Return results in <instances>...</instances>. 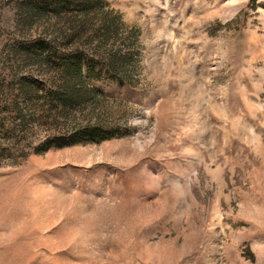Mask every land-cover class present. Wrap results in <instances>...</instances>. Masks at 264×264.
<instances>
[{"label":"rangeland","instance_id":"obj_1","mask_svg":"<svg viewBox=\"0 0 264 264\" xmlns=\"http://www.w3.org/2000/svg\"><path fill=\"white\" fill-rule=\"evenodd\" d=\"M48 1L0 0V264H264V0Z\"/></svg>","mask_w":264,"mask_h":264},{"label":"trees","instance_id":"obj_2","mask_svg":"<svg viewBox=\"0 0 264 264\" xmlns=\"http://www.w3.org/2000/svg\"><path fill=\"white\" fill-rule=\"evenodd\" d=\"M70 5L75 6L76 9L82 11L87 8V6H90V2L83 0H50L43 4L44 9L51 8V10L55 13H59ZM35 6L36 10L39 12L41 7L39 5ZM42 50H44V52L48 55L45 59V63L50 64L51 56L54 57V47L44 45ZM56 59L59 61V63L56 64H58L59 68H61L58 74L60 75L59 80H62V84L55 85L57 87H49V89L46 90L42 87L43 85H41V82L34 81L33 84H35V88L29 90L22 88L21 94L23 97L29 95L36 96L35 92H37L38 88H40L39 92H41V94L36 98L44 99L54 108L59 107L61 110H65L75 103L80 104L89 94L92 93L91 90L87 89L85 80L86 77L92 76L94 73L93 68L89 63H84V65H82V62L84 61H82V58L77 52L70 54L64 53L62 56L58 55ZM112 68L113 67L108 66L107 71H112ZM79 89H83L82 94H79ZM98 128L99 127L92 126L80 129L78 131L79 133L73 134V136L70 137H65L66 139H61V141H58L59 143L57 142V145L63 146L73 144L83 139L97 142L111 135L110 133H106Z\"/></svg>","mask_w":264,"mask_h":264}]
</instances>
